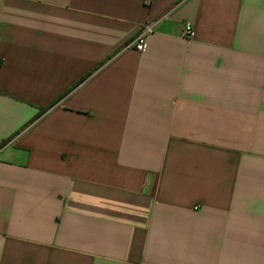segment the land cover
<instances>
[{
	"label": "crops",
	"instance_id": "0c3cea01",
	"mask_svg": "<svg viewBox=\"0 0 264 264\" xmlns=\"http://www.w3.org/2000/svg\"><path fill=\"white\" fill-rule=\"evenodd\" d=\"M0 264H264V0H0Z\"/></svg>",
	"mask_w": 264,
	"mask_h": 264
},
{
	"label": "built area",
	"instance_id": "2783aa9c",
	"mask_svg": "<svg viewBox=\"0 0 264 264\" xmlns=\"http://www.w3.org/2000/svg\"><path fill=\"white\" fill-rule=\"evenodd\" d=\"M155 24H147L144 26L140 34L137 36V38L127 46L128 49L135 48L138 51H142L144 48V43L146 37L154 31ZM193 34V26L192 24H186L185 29L183 31V36L187 39L192 38Z\"/></svg>",
	"mask_w": 264,
	"mask_h": 264
},
{
	"label": "trees",
	"instance_id": "16d2710c",
	"mask_svg": "<svg viewBox=\"0 0 264 264\" xmlns=\"http://www.w3.org/2000/svg\"><path fill=\"white\" fill-rule=\"evenodd\" d=\"M44 112L43 111H41V113H39L38 115H37V117H39L41 114H43Z\"/></svg>",
	"mask_w": 264,
	"mask_h": 264
}]
</instances>
